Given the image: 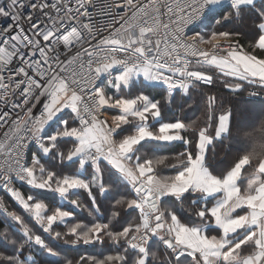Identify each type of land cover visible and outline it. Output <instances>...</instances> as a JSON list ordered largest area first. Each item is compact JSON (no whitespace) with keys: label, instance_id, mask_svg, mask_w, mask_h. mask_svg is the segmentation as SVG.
Masks as SVG:
<instances>
[{"label":"snow or ice","instance_id":"6c2138e0","mask_svg":"<svg viewBox=\"0 0 264 264\" xmlns=\"http://www.w3.org/2000/svg\"><path fill=\"white\" fill-rule=\"evenodd\" d=\"M209 14L249 16L247 47L197 31ZM137 81L167 100L131 95ZM217 82L264 89V0H0V264H155L154 247L162 264H264V110L234 127L211 94L203 126L163 119L178 91ZM224 139L240 154L215 172Z\"/></svg>","mask_w":264,"mask_h":264},{"label":"trees","instance_id":"16d2710c","mask_svg":"<svg viewBox=\"0 0 264 264\" xmlns=\"http://www.w3.org/2000/svg\"><path fill=\"white\" fill-rule=\"evenodd\" d=\"M253 29L254 25L252 23V19L246 15L242 19L223 22L222 24H217L215 22V18L212 16L209 21L202 24L196 30L201 31L202 33H209L211 31L219 30L230 32L238 31L244 33V35L240 37V42L241 44H244L245 47H247L250 34L252 33ZM137 86L138 87H136V91L137 89L145 90L151 95L155 96L157 99H161L162 103L167 100V94L163 91V89L154 84L141 83ZM253 87L264 93V89L260 88L258 85L248 84H246L244 89L240 90L239 92H232L223 88L218 82L215 84V86L195 89L187 96L178 91L176 94H174L173 101L167 104L164 110L163 119L165 118V121H172L175 119H181L185 122L195 121L196 127L203 126V122L205 120L204 113L206 111L207 97L211 94H215V112L217 114H220L225 109H228L233 113L234 127L237 124L252 125L256 123L260 112L264 110V99L253 100L246 97L247 92ZM240 147V144L236 143L232 139H224L222 143L216 142L214 148H211L208 153V162L212 170L215 172H225L226 170L230 169L240 154ZM165 151L174 152L176 149H166ZM251 171V168L246 167V170L243 172L244 176L250 175ZM43 198L50 204V206H57L59 202V198L52 193H44ZM81 199L84 202H87V195L83 194ZM5 201L13 211H20L13 202L8 201L7 198H5ZM59 203L61 205L63 204V202ZM172 207H175V205ZM76 216L78 219L87 218V214L82 211L77 212ZM0 220H2V218H0ZM5 230H7V226L0 222V251L10 250L7 240L3 235ZM61 247L64 249L65 255L69 256L70 258H78L80 255L84 254L97 255L99 251H101V249L92 248L91 246L88 248L79 249L69 248L65 245H61ZM152 250L156 252L157 255L155 264H162L166 254L160 247H154Z\"/></svg>","mask_w":264,"mask_h":264},{"label":"built area","instance_id":"2783aa9c","mask_svg":"<svg viewBox=\"0 0 264 264\" xmlns=\"http://www.w3.org/2000/svg\"><path fill=\"white\" fill-rule=\"evenodd\" d=\"M213 15L209 14L206 19L203 20L202 23H198L195 27L196 29L199 28L202 24H204L205 22L209 21L211 19ZM252 93H256L255 95H253ZM246 97L250 98V99H253V100H260V99H264V93L262 91H260L259 89L257 88H251L247 94H246ZM3 193H0V196H2ZM5 203L7 204V202L5 201ZM8 206V204H7ZM9 207V206H8ZM9 210H12L10 207H9ZM13 211V210H12Z\"/></svg>","mask_w":264,"mask_h":264},{"label":"crops","instance_id":"0c3cea01","mask_svg":"<svg viewBox=\"0 0 264 264\" xmlns=\"http://www.w3.org/2000/svg\"><path fill=\"white\" fill-rule=\"evenodd\" d=\"M226 2H227V0H226ZM141 80H143L142 77H141ZM143 83L152 84V83H150V82L148 83V81H143ZM139 84H141L140 81H137V85H139ZM137 87H138V86H137ZM135 93H136V88L130 90V94H131V95H134ZM242 177H244V174H243V173H242Z\"/></svg>","mask_w":264,"mask_h":264},{"label":"rangeland","instance_id":"374dc122","mask_svg":"<svg viewBox=\"0 0 264 264\" xmlns=\"http://www.w3.org/2000/svg\"><path fill=\"white\" fill-rule=\"evenodd\" d=\"M204 31V30H203ZM143 85V84H142ZM165 119V118H164ZM8 230V229H7ZM7 230H5V231H7Z\"/></svg>","mask_w":264,"mask_h":264}]
</instances>
